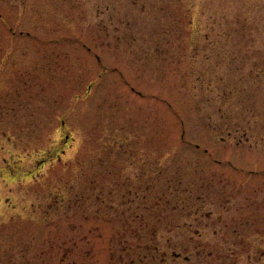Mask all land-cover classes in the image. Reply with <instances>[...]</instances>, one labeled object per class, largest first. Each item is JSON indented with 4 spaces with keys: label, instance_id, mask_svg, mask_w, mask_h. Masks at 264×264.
<instances>
[{
    "label": "rangeland",
    "instance_id": "1",
    "mask_svg": "<svg viewBox=\"0 0 264 264\" xmlns=\"http://www.w3.org/2000/svg\"><path fill=\"white\" fill-rule=\"evenodd\" d=\"M0 264H264V0H0Z\"/></svg>",
    "mask_w": 264,
    "mask_h": 264
}]
</instances>
